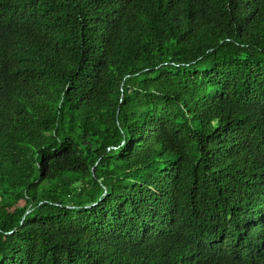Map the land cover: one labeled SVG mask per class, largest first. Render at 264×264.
Listing matches in <instances>:
<instances>
[{
    "label": "trees",
    "instance_id": "1",
    "mask_svg": "<svg viewBox=\"0 0 264 264\" xmlns=\"http://www.w3.org/2000/svg\"><path fill=\"white\" fill-rule=\"evenodd\" d=\"M0 264H264V0H0Z\"/></svg>",
    "mask_w": 264,
    "mask_h": 264
}]
</instances>
